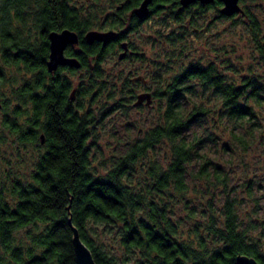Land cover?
Masks as SVG:
<instances>
[{
  "label": "trees",
  "instance_id": "obj_1",
  "mask_svg": "<svg viewBox=\"0 0 264 264\" xmlns=\"http://www.w3.org/2000/svg\"><path fill=\"white\" fill-rule=\"evenodd\" d=\"M17 20L23 29H16L15 41L28 44L18 46V52H25L17 61L20 73L23 61L25 70L35 65L37 47L30 43L43 42L45 36L34 38L42 29H25L26 17ZM12 21L1 19L7 27ZM95 21L100 24L93 16L60 20L64 22L61 28L80 35L87 52L81 58L88 74L81 80L77 96L83 108L78 135L59 125L56 132L63 142L57 143L51 130L43 126L47 105L41 79L22 81L19 75L21 88L13 95L15 105L6 102L0 147L16 145L15 153L21 147L33 148L41 155L45 135V147L51 154L70 149L71 158L62 165L63 174L44 173L41 167L28 177L21 171L15 176L12 168L7 175L0 172V264H77L76 232L95 264H240L241 258L264 264V219L257 218L261 206L254 182L248 179L234 186L231 173L205 152L208 145L219 148L223 144L232 157L249 158L258 141L256 106L264 100L263 83L254 75L242 79L225 76L218 62L183 65V50L178 49L159 65L151 77L153 86L147 89L153 102L161 105L157 124L125 147L105 176L97 175L91 155L98 144L100 119L111 109L127 107L121 102L135 100L139 89L133 81L105 70L107 52L116 56L122 44L118 50L111 44L106 51L99 42L86 45L87 34L96 30L86 28ZM124 24L117 18L114 27ZM248 27H252L253 42L264 63L263 29H253L252 19ZM100 30L104 34L117 31L122 35L118 42L127 40L122 32L126 29ZM12 33L2 30L4 38ZM169 36L164 42L173 47L178 36L174 32ZM137 58L145 56L138 54ZM177 65L180 73L164 76ZM63 85L52 86L51 105L55 107L62 91L69 100V84ZM197 124L208 126L200 134L193 131ZM214 126L215 131L209 130ZM222 129L230 135L229 144L221 142L217 134ZM6 156L0 149V163L9 167ZM15 157L17 161L21 158ZM192 183L206 186L200 190ZM245 205L248 215H243ZM108 234L117 240L118 252L103 242Z\"/></svg>",
  "mask_w": 264,
  "mask_h": 264
},
{
  "label": "flooded vegetation",
  "instance_id": "obj_2",
  "mask_svg": "<svg viewBox=\"0 0 264 264\" xmlns=\"http://www.w3.org/2000/svg\"><path fill=\"white\" fill-rule=\"evenodd\" d=\"M144 1L145 0H0V119H2L7 102L1 97H12L14 93L17 92L18 88H21V86L19 87V85H17V80L20 75V80L22 81L42 80L44 96H46L45 103L47 105L43 112L42 124L49 132L51 130V137L56 140L57 143L63 142L62 139L58 138V133L56 132L58 131L57 128H59V125L66 126L68 127L66 130H74L75 134H79L83 108L79 104L77 96L81 88V80L87 78L88 74V69L83 66L81 61L82 56L87 52L83 50L84 44L78 33L68 28H61L64 22H60V20H64V18L68 16L73 18L80 16H93V18H99L100 24H97L98 22L95 21L92 27L86 29H96L91 32L103 34L104 32L100 29H126V31L122 32L127 35L129 33L128 31H130V33L136 32L140 29L141 25L148 23L154 18L161 19V25L158 27L159 29H193V33L195 34H200V29H209L211 24L209 20L210 17H213L216 21L244 20L248 25L252 19L253 29H264V0H238L237 6L239 12L231 17H227L223 13L226 7L223 0H153L148 6V13L145 18L140 19L137 16V10L141 8ZM7 17L13 18L11 26L8 27L1 22L2 18ZM18 17H26L28 19L25 29H42V31H37V35L34 36V38L39 40L45 36V41L43 42L36 41L30 43L31 46L37 47L34 51L36 60L35 65L33 68L31 67L30 70H25L23 68L26 66L23 64V61L21 63L22 70L20 73L18 72L17 61L21 59L19 58V54L25 52H18V46L28 44H19L15 41L16 29H23L17 20ZM117 18H121L125 23L122 27H114V22ZM197 20H201V23ZM55 24L58 26L54 28ZM198 25L200 27H198ZM3 29H10L13 33L4 38L2 34ZM47 29L53 30L48 31ZM249 29H252V27ZM64 31H71L79 36L78 43L68 45L63 52L64 59L71 60L74 63L63 66L59 65L56 69L50 70L49 63L52 56L50 35L53 33L62 34ZM33 33L35 34L36 30H34ZM109 33L111 34L110 36ZM124 33L121 34L124 36ZM105 34L111 42L107 45L99 42V45H102L103 51H106L111 44H115L118 50L120 44H122V50L118 51L120 56L124 52L123 44H127V56L124 60L120 61H128L133 57H138V53L134 50V47H132L133 44L128 38L125 41L118 42L117 40H119L122 35H119L117 31H108ZM3 39H9V41H3ZM11 39H13V41ZM97 42L98 41L90 44L86 39V45L88 47L95 46ZM257 52L259 53V50H257ZM107 54V57L110 58V52H107ZM39 63H41V66H37ZM138 78L133 80L136 87L139 86L138 89L141 88L144 91L143 94L149 93L147 90L150 86H147L148 80L144 78H142L143 80H139ZM64 82H68L70 87L69 100H66V94L62 91L59 95L60 98L56 101L57 107H55L51 105V96L54 93L52 86L54 83H57L60 84L61 87H65L63 85ZM4 88L5 90H2ZM2 91L9 92L10 94L7 95ZM137 97L138 95L136 99ZM144 106L148 107L147 104L144 103L139 108H143ZM54 136H56V139ZM43 137L41 142L42 148L40 145H37L38 148H41H39L42 151L41 155L35 153L33 148L31 149L33 156L28 166L31 168L30 172L38 173L41 167L44 173L63 174L64 167H62V165L66 160L71 158V150L68 149L61 155L51 154L49 149L45 147V135H43ZM75 140L76 138L74 142ZM78 141L77 139L76 142ZM78 151L79 150L75 151L76 155H78ZM27 162H29V160ZM2 172L7 175L9 170L4 169Z\"/></svg>",
  "mask_w": 264,
  "mask_h": 264
},
{
  "label": "rangeland",
  "instance_id": "obj_3",
  "mask_svg": "<svg viewBox=\"0 0 264 264\" xmlns=\"http://www.w3.org/2000/svg\"><path fill=\"white\" fill-rule=\"evenodd\" d=\"M209 20L211 23L209 29H200V34H195L193 33V29H159L161 19H151L148 23L141 25L140 29L136 32H129L126 35L136 48V52L144 55L145 59L133 57L128 61H120L118 52L116 56H111L106 62L105 70L111 75H121L123 79L130 81L141 77L148 80L147 86H153L151 84V77L153 74H156L155 72H157L159 65L165 62L166 57L174 56V53L180 49L179 51L183 50L181 53L184 54L183 65L188 66L197 61L203 62L205 65L210 62H218L223 75L233 77V79H242L254 75L264 85V63L260 61V55L256 50L253 35L247 23L244 20L216 21L213 17H210ZM197 21L201 23V20ZM198 27L200 26L198 25ZM172 32L178 36L177 42L173 47L164 42L167 40V37H170L169 35ZM179 65L175 66L172 70L164 72V76L180 73ZM133 84L135 85V83ZM2 90H5V88ZM2 92L7 95L10 94L9 92ZM143 93L144 91L140 88L137 95L139 96ZM1 98L7 102L10 101L12 106L15 105L13 96ZM136 102V99L133 101L128 100L127 102L122 101L121 104L127 107L118 108L116 111L111 109V111L105 114L104 118L100 119L101 124H99L97 129L99 135L98 144L91 155L92 166L97 171V175L105 176L107 171L114 167L123 149L128 147L134 139L140 137L141 133L157 124L162 110L161 105L158 102H153L150 108L146 106L139 108L134 106ZM191 107L192 105H189L187 108L190 109ZM256 110L259 113L256 133L258 141L253 146L248 159L242 158L240 155L232 157L231 153L223 150V144L219 148L208 145L205 152L226 172L231 173V176L234 177L232 181L234 186H240V184H243L248 179L254 182L256 198H258L261 208L259 216L257 217L255 214L253 216L263 220L264 100L259 106H256ZM207 126L206 124H197L193 131L201 134ZM209 130L215 131V126ZM4 133L5 130L0 119V134ZM217 134L221 142L224 144L230 143L231 138L228 132L222 129ZM16 148V145L12 146L11 144L0 147L1 151L10 160L9 167L0 163V172L4 169L11 170L12 168L15 176L18 171H21L22 175L28 177L31 171V168L28 166L33 152L31 148L21 147L19 149L20 152L15 153L18 150ZM15 156H21L20 160L17 161L18 158ZM28 160L29 162H27ZM194 169L197 171L199 165H196ZM1 182H3V179L0 178ZM195 185L199 186L197 189L200 190L205 189L206 186L205 183H192L193 187ZM248 212L249 210L245 211L243 215H248ZM103 242L112 251L118 252L119 244L112 234L103 237Z\"/></svg>",
  "mask_w": 264,
  "mask_h": 264
},
{
  "label": "water",
  "instance_id": "obj_4",
  "mask_svg": "<svg viewBox=\"0 0 264 264\" xmlns=\"http://www.w3.org/2000/svg\"><path fill=\"white\" fill-rule=\"evenodd\" d=\"M153 0H145L143 5L139 10H137V16L140 19H144L148 13V6L151 4ZM226 4V7L223 11L224 15L227 17L233 16L235 13L239 12V8L237 6L238 0H223ZM87 41L92 44L96 41L100 43H104L107 45L111 40L108 38L106 34L90 32L86 36ZM51 49L52 56L51 61L49 63L50 70L56 69L59 65L73 64L74 62L71 60H66L63 57V52L65 48L70 44H76L79 41V36L71 31H64L62 34H51ZM124 52L119 56L120 60H124L127 56L128 45L123 44ZM139 80H143L142 78H138ZM146 102L147 106L150 107L153 104L152 95L149 93H145L139 95L137 98V102L134 104L135 107H140ZM1 107V105H0ZM44 137L42 136V139ZM74 249L76 255V263L77 264H95L92 254L89 248L82 242L79 234L76 232L74 237ZM240 264H258L253 259L241 258L239 260Z\"/></svg>",
  "mask_w": 264,
  "mask_h": 264
}]
</instances>
